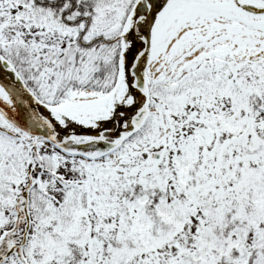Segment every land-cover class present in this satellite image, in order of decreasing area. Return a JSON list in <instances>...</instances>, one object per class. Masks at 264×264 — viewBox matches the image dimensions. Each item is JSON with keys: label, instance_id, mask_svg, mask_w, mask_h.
I'll list each match as a JSON object with an SVG mask.
<instances>
[{"label": "snow or ice", "instance_id": "6c2138e0", "mask_svg": "<svg viewBox=\"0 0 264 264\" xmlns=\"http://www.w3.org/2000/svg\"><path fill=\"white\" fill-rule=\"evenodd\" d=\"M0 264H264V0H0Z\"/></svg>", "mask_w": 264, "mask_h": 264}]
</instances>
